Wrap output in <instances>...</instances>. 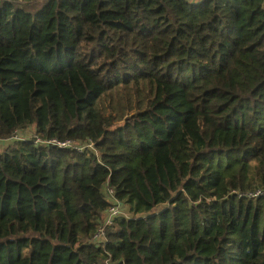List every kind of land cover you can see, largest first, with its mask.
Wrapping results in <instances>:
<instances>
[{
    "label": "trees",
    "instance_id": "1",
    "mask_svg": "<svg viewBox=\"0 0 264 264\" xmlns=\"http://www.w3.org/2000/svg\"><path fill=\"white\" fill-rule=\"evenodd\" d=\"M0 76L34 78L0 174L53 197L0 215V264H264V0H0ZM141 80L176 89L125 113Z\"/></svg>",
    "mask_w": 264,
    "mask_h": 264
},
{
    "label": "rangeland",
    "instance_id": "2",
    "mask_svg": "<svg viewBox=\"0 0 264 264\" xmlns=\"http://www.w3.org/2000/svg\"><path fill=\"white\" fill-rule=\"evenodd\" d=\"M34 78L30 76L29 79H23L17 76H0V100L10 98L18 95V89L20 86H24L26 92L29 93V89L32 87ZM134 88V87H132ZM140 97H132L134 106L125 113H131L136 109L144 111L150 107V103L157 99H162L163 96H167L172 93L176 87L170 86L165 83H159L157 81L150 82L149 80H141L137 83ZM134 92L127 91L126 94L130 95ZM148 98L145 99V98ZM120 104L124 107H128L129 103L126 95L121 96ZM145 99V100H139ZM118 100V99H117ZM22 109H18L21 116L26 114L27 98L21 96ZM108 102H103L102 107L108 114L112 109L106 106ZM143 116L148 117L155 122L157 116L153 112L144 113ZM126 114L119 116L117 124L123 123ZM162 127V125L160 124ZM24 132L27 134L35 133V125H30ZM5 141H0V152L3 150ZM49 183L45 182L41 177L26 178L20 184L11 183L3 175L0 174V215L3 213H10L13 217H20L26 214H36L44 208H48L53 200L51 192L47 191L45 186ZM52 185V184H51ZM53 187V186H51ZM123 213V211H122Z\"/></svg>",
    "mask_w": 264,
    "mask_h": 264
},
{
    "label": "built area",
    "instance_id": "3",
    "mask_svg": "<svg viewBox=\"0 0 264 264\" xmlns=\"http://www.w3.org/2000/svg\"><path fill=\"white\" fill-rule=\"evenodd\" d=\"M13 139H21L22 138V134H20L19 131H15L13 133ZM34 138V143L35 145H55L58 146L60 148L66 149L69 147H75L74 144L75 142L72 139H64V140H60L58 138H52V139H44L43 136L41 134H35L33 136ZM88 146L92 147L93 146V142L89 141L88 142ZM76 148L81 151L83 149V146H76ZM109 191L113 194V189H109ZM251 196H260V195H264V190L262 191H258L256 193L250 194ZM121 214V210L119 208L118 204H111L110 207L108 208L107 212H106V216H105V224L101 225L97 228L95 235H94V242L96 244L102 243L103 238L106 235V228L105 225L111 226L114 224L116 218L118 216H120Z\"/></svg>",
    "mask_w": 264,
    "mask_h": 264
}]
</instances>
